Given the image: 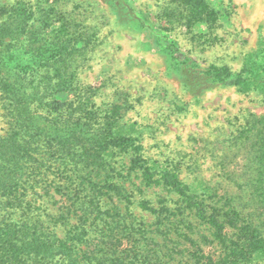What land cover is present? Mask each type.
Instances as JSON below:
<instances>
[{"label":"trees","instance_id":"trees-1","mask_svg":"<svg viewBox=\"0 0 264 264\" xmlns=\"http://www.w3.org/2000/svg\"><path fill=\"white\" fill-rule=\"evenodd\" d=\"M99 1L133 31L149 27L131 0ZM167 1L172 23L208 27L217 19L208 0ZM158 35L166 75L191 98L225 87L264 91V56L233 73L199 64ZM95 37L50 5H0V103L9 120L0 135V264H264L256 216L203 180L191 187L178 164L149 163L138 137L120 123V105L99 111L97 87L77 83L71 61ZM60 92L71 99L62 101ZM248 123L257 128L251 183L264 212V117ZM129 186L138 194L161 186L177 198L171 208L160 199L153 207ZM134 204L154 222L139 219Z\"/></svg>","mask_w":264,"mask_h":264},{"label":"rangeland","instance_id":"rangeland-1","mask_svg":"<svg viewBox=\"0 0 264 264\" xmlns=\"http://www.w3.org/2000/svg\"><path fill=\"white\" fill-rule=\"evenodd\" d=\"M17 1L38 7L50 5L68 14L76 29L96 34L93 46L71 61L70 70L80 85L97 87L94 104L99 111L111 108V104L120 105V123L138 137L149 163L164 168L178 164L179 177L185 183L194 187L198 179L203 180L219 195L227 194L256 216L264 232V212L251 183L257 128L248 123L264 117V91L225 87L198 100L191 98L178 81L166 75L164 60L158 55V34L163 33L181 53L201 65H222L237 73L261 61L264 0H208L216 21L208 27L199 24L191 28L184 20L171 22L172 6L167 0H131L136 15L149 26L139 33L118 23L99 0H0V5ZM57 95L62 101L72 97L71 93ZM39 113L53 114L45 110ZM8 121L0 103V135L7 132ZM123 161L128 164L127 157ZM134 184H139V179L134 178ZM141 191L139 195L132 189L136 199L142 196L153 207L160 206V199L171 208L177 198L161 186ZM131 211L147 224L154 222L153 214L135 204ZM203 228L194 230L193 238H199L197 233L200 235Z\"/></svg>","mask_w":264,"mask_h":264}]
</instances>
